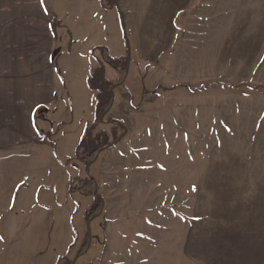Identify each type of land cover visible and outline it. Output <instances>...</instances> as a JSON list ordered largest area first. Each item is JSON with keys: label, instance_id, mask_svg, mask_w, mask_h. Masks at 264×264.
Returning <instances> with one entry per match:
<instances>
[{"label": "crops", "instance_id": "1", "mask_svg": "<svg viewBox=\"0 0 264 264\" xmlns=\"http://www.w3.org/2000/svg\"><path fill=\"white\" fill-rule=\"evenodd\" d=\"M119 4L132 44L147 61L142 102L201 96L211 101L213 93L221 94L228 86L264 91V0H119ZM100 46L113 57L127 52L119 11L105 8L102 0H0V264L29 260L21 256V247L34 254L31 237L38 229H53V211L67 222L70 215L73 221L75 213L84 214L70 200L68 178L59 177V185L51 177L52 169L64 168L52 152V133L64 159L75 158L74 147L90 120L81 121L72 149L67 148L69 121L64 118L70 96L62 68L70 57L80 60L82 69L86 65L78 78L86 94L95 98L88 78L97 58H102L95 50ZM150 70L159 78L149 76ZM126 96L133 107L134 94ZM107 117L129 127L113 109ZM130 133L129 127L120 142L99 155L105 206L90 222L93 238L77 264L196 262L197 226L184 217L195 212L194 189L190 200L189 193L175 186L176 179L157 174L165 165L160 154L146 153ZM182 193L188 195L187 204H182ZM179 230L186 237L171 233ZM71 242L70 236L67 252ZM8 245L17 247L5 255Z\"/></svg>", "mask_w": 264, "mask_h": 264}, {"label": "rangeland", "instance_id": "2", "mask_svg": "<svg viewBox=\"0 0 264 264\" xmlns=\"http://www.w3.org/2000/svg\"><path fill=\"white\" fill-rule=\"evenodd\" d=\"M128 38L130 50L128 52L127 49L123 56L129 54L128 74L126 81L112 90V109L118 118L128 122L130 136H133L131 138L138 140L146 153L160 154V162L163 159L165 165L159 168L161 171L157 174L165 176V179H176L175 186L179 185L182 192L189 193L190 200L195 191V212L184 214L187 221L197 226L194 237L200 252L196 256V262L191 261V264H211V260L212 264H264V91L247 86H228L221 94L213 93L211 101L201 96L187 101L177 97H159L153 98L149 103H145L147 100L142 102V92L148 85L147 78L144 77L147 61L143 58V52L134 48L129 33ZM82 66L80 60L70 57L64 62L65 68H62L70 96L71 108L65 112L64 118L69 121L66 142L70 150L81 130V121H96V99L93 93L86 94L84 90L80 77L84 74L86 65L84 69ZM97 67L98 65L92 67L91 71ZM108 68L110 69L105 71V76L107 74L112 78L107 80L115 81L116 71L113 67ZM149 73L154 79L159 78L160 74L156 70H150ZM197 90L202 91L204 88L198 87ZM128 92L134 94L133 107L128 105ZM139 105L141 108H138ZM107 116L96 124L93 134L105 131L110 140H113V125L110 121L114 118ZM52 135L55 141L52 152L56 159L63 161L57 163L64 168L60 169L62 172L52 169L51 177L57 178L59 185H62L59 177H67L69 191L71 178L92 176L97 180L102 195L99 178L103 176V162L98 159L99 156L89 173L87 165L76 157L67 156L64 159L59 151L58 140L54 139L55 131ZM83 135L84 133L74 147V156ZM70 158L73 160L67 162ZM75 193L77 197L71 199V195ZM181 195L182 204H187L188 195ZM69 197L81 207L84 214L81 211L75 213L73 221L70 215L67 222L62 214L56 215L53 211V229H38L34 237H31L33 244L29 246L33 245L34 254L21 247V256L30 258L22 261L24 264H50L54 258L55 264H77L82 245L88 236L90 243L93 238L90 222L99 215L88 222L87 211L96 202L94 196L74 191ZM180 207L183 209V205ZM171 233L177 238L180 235L181 238L186 237L180 230ZM70 236L72 245L67 252L66 243ZM15 247L6 246L4 254H10ZM200 248H204L206 254H201ZM179 252L180 249L176 248V253ZM178 261H183L182 257Z\"/></svg>", "mask_w": 264, "mask_h": 264}, {"label": "trees", "instance_id": "3", "mask_svg": "<svg viewBox=\"0 0 264 264\" xmlns=\"http://www.w3.org/2000/svg\"><path fill=\"white\" fill-rule=\"evenodd\" d=\"M102 5L105 8L116 7L118 9L129 52L130 42L127 33L126 17L120 7L119 0H102ZM95 50H99L101 52L102 58H97L98 67L92 69L88 78V86L92 91L96 92V121L87 124L83 138L77 146L75 156L76 159L83 161L87 165L89 173L92 164L98 158L99 154L110 148L112 145L120 142L127 132L126 126L121 121L112 119L110 122L113 125V140H110L108 133L105 131H100L96 135L93 134V129L96 124L101 123L111 111L114 104V94L112 90L126 81L129 62V54L126 57H113L109 53L108 48L105 46L97 47ZM92 55H94V51H92ZM107 65L113 67L116 71L117 79L115 81L107 80L105 76ZM72 160L73 158H70L67 162ZM74 191H78L85 196L95 197L96 202L94 206L87 211L88 222L91 221L94 216H98L102 213L105 201L99 192L98 183L94 177L71 178L69 192L72 194ZM89 244L90 237L88 236L78 253V257L86 252Z\"/></svg>", "mask_w": 264, "mask_h": 264}]
</instances>
